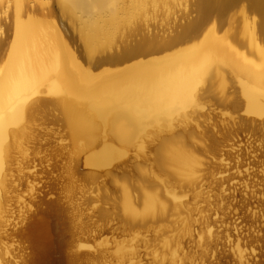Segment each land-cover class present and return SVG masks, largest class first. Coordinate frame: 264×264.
<instances>
[{
	"label": "bare ground",
	"instance_id": "6f19581e",
	"mask_svg": "<svg viewBox=\"0 0 264 264\" xmlns=\"http://www.w3.org/2000/svg\"><path fill=\"white\" fill-rule=\"evenodd\" d=\"M50 1L0 0V264L10 202L20 182L16 176L32 165L28 157L35 117L48 106L59 112L71 150L85 153L88 166L104 168L129 156L139 180L133 190L121 185L119 209L126 224L170 228L191 242L206 229L209 236L200 242L210 245L214 230L210 217H202L205 209L199 208L206 179L200 173L208 171L222 186L224 178L217 177L222 172L213 175L211 169L225 168L228 154L222 150L207 169L199 168L198 151L210 152L217 140L197 120L218 89L223 101L234 93L227 91L231 83L243 98L244 112L264 124V34L256 19H264V0H250L255 16L242 6L239 26L232 20L223 24V18L244 0H53L78 34L83 54L71 47L64 19L53 18ZM172 24L177 26L168 35L151 29H170ZM187 193L190 198L183 200ZM213 196L218 197L209 193L208 203ZM29 203L35 204V197ZM44 203L41 218L28 225L32 251L23 263L79 264L84 256L67 248L70 220L65 209L56 201ZM31 207L26 206L21 224ZM195 216L207 218L200 229ZM170 232L162 235L164 247L156 264L187 259L179 240L168 241ZM128 247L132 245L116 243L108 256L93 254L84 260L145 264ZM236 253L246 263L239 243Z\"/></svg>",
	"mask_w": 264,
	"mask_h": 264
},
{
	"label": "rangeland",
	"instance_id": "374dc122",
	"mask_svg": "<svg viewBox=\"0 0 264 264\" xmlns=\"http://www.w3.org/2000/svg\"><path fill=\"white\" fill-rule=\"evenodd\" d=\"M242 6H246L250 16H255L251 14L250 0H244L227 13L223 24L232 20L236 25H241ZM49 10H52L56 21L64 19L71 47L78 54H83L78 34L61 15L55 1H50ZM7 19V23H10L11 18ZM256 19L261 21L264 34V19L259 16ZM171 26L165 29L152 25L151 29L154 33L168 35L177 25ZM6 34H11V28L6 29ZM227 91L234 93L223 101L218 89L217 96L206 102L203 114L197 120L217 140V146L210 152L198 151L202 158L199 168L207 169L213 158L215 161V158L221 157L222 150L228 154L224 157L225 168L219 169V166L214 165L211 169L213 175L222 172L217 176L224 178L222 186L218 187V182L212 179L208 171L200 173L206 175V179L203 182L204 193L199 197V208L205 209L202 217H210L214 230L210 245H202L209 236L206 229L202 231V238L196 236L191 242L188 235L180 238L176 231L170 232V228L161 230L154 225L142 229L137 227L140 225L126 224L119 209L121 185L127 183L133 190L132 185L139 180L129 156L104 168L88 166L85 153L77 154L71 150L67 129L59 119V112L53 106H48L35 117V139L30 145L28 157L32 165L16 176L20 182L16 183L17 190L10 202V225L6 246L2 251V264H24V257L32 251L26 231L33 220L41 218L45 201H56L65 209L70 220L66 242L71 245L67 248L72 253L84 256L79 264H92L84 259L93 254L108 256L115 250L116 243L132 245L128 249L137 251L143 257V263L156 264L155 258L159 257L158 252L164 247V232H170L167 234L168 241H180L181 253L187 255L182 264H241L236 253L237 243L244 249V264H264V124L262 119L254 121V117L244 112L243 98L233 84L229 83ZM31 186H34L33 191ZM155 188L164 191L162 185L157 184ZM209 193L218 196L211 198L210 203L217 202L212 206L207 201ZM135 195L141 196L138 190ZM32 196L36 199L35 204L29 203ZM189 198L187 193L183 200ZM26 206H32L31 212L26 215L28 220L21 224ZM195 218L198 220L195 222L196 229H200L203 225L201 222L207 218ZM165 223L169 225V221ZM177 243L174 248L178 247ZM156 246L158 251L154 250ZM168 256L172 258L170 254Z\"/></svg>",
	"mask_w": 264,
	"mask_h": 264
}]
</instances>
